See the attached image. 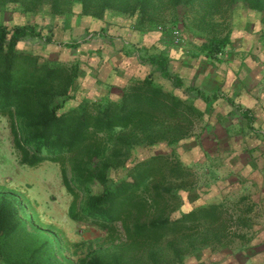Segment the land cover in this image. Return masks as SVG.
<instances>
[{"label": "trees", "instance_id": "1", "mask_svg": "<svg viewBox=\"0 0 264 264\" xmlns=\"http://www.w3.org/2000/svg\"><path fill=\"white\" fill-rule=\"evenodd\" d=\"M213 1L0 0V7L10 5L23 12L47 10L51 21L73 13L77 5L82 16L104 22V31L110 28L107 16H111L132 21L133 34L152 29H160L162 34L165 49L161 46L159 54L146 58L157 72L130 86L118 100L96 101L82 95L75 107L67 108L69 96L78 85L80 64L67 66L57 59L43 58L33 45L25 48L38 40L39 47L56 43L50 33L44 37L39 24L10 27L0 23V117L9 124L12 149L19 155L20 164H56L63 188L73 197L68 214L74 222L113 237L118 235L120 223L125 232L126 240L117 250L91 252L78 264H139L137 258L146 254L154 263L156 256L149 249L164 243L180 264H186V254L213 251L226 244L224 238L230 231L219 205L180 210V191L191 183L193 174L180 159L178 148L202 113L187 99L189 90L183 80L171 72L170 50L174 49L169 48V38L178 23L167 24L169 10L184 7L196 17L198 14L202 20L198 28L208 27L210 15L215 13ZM216 2L217 13L220 6L241 3L264 22V0ZM231 42L227 36L206 39L201 44L206 55L203 59L219 58ZM58 44L74 48L81 43ZM198 96L208 100L203 93L198 92ZM105 135L114 145L107 160L102 145ZM136 145L151 151L159 148L142 159L131 153ZM124 154L127 159L121 162ZM122 165L125 175L109 179V170ZM96 184L102 187L100 193L93 192ZM22 204L14 191L0 185V264H59L56 250L61 245L45 232L28 229L21 215ZM177 211L180 215L175 218L172 215ZM190 234L195 236L187 240Z\"/></svg>", "mask_w": 264, "mask_h": 264}, {"label": "crops", "instance_id": "2", "mask_svg": "<svg viewBox=\"0 0 264 264\" xmlns=\"http://www.w3.org/2000/svg\"><path fill=\"white\" fill-rule=\"evenodd\" d=\"M78 26L75 31L69 25L62 28L69 38L65 43L73 42L74 32L86 33V27ZM103 27L88 42L68 48L71 54L60 50L64 55L54 58L58 46L41 48L50 51L51 59L80 64L76 91L83 96L118 100L130 86L157 72L146 58L163 50L162 34L160 29L133 34ZM184 53L173 56L171 72L183 80L187 99L202 116L178 148L197 185L182 198L189 211L219 205L232 231L228 247L199 251L198 260L193 256L186 264H264V46L240 40L217 59L181 62Z\"/></svg>", "mask_w": 264, "mask_h": 264}, {"label": "rangeland", "instance_id": "3", "mask_svg": "<svg viewBox=\"0 0 264 264\" xmlns=\"http://www.w3.org/2000/svg\"><path fill=\"white\" fill-rule=\"evenodd\" d=\"M213 2L215 3V6L212 8H215V13L210 15V21L212 22L210 26L207 27L206 25L201 29L198 28L197 25L202 23V20L198 14L196 17V13L193 11L185 10L184 7H178L175 10L173 9V11L169 10L167 13L168 19H170L167 21V24L172 25L174 22L178 23V26L174 29L169 38V48L174 49L173 51L170 50L172 56H175L180 51H185L183 59L179 58L181 62H186L187 60L190 61V58L195 59L200 56H206L201 50V44L208 38H221L227 36L232 40L231 45H238L241 40L248 46L252 44L254 46H264V22L261 21L259 15L249 11V9L241 3L235 5L227 4L224 8L220 6V11L217 13L219 5L216 0ZM68 9H71L70 5L68 6ZM200 9L197 8V11L203 13L204 10H202V8ZM176 17L181 21L176 20ZM71 21L72 24L70 25ZM30 22L41 26L44 37H47L46 35H49V33L53 35L52 40L56 43H48V45L55 44L58 46L54 47L57 52L59 51L57 54L53 53L54 58H56L55 56L58 57L64 55L62 52L69 54L73 52L68 50L67 47L64 49V45L61 46L58 44L69 40L68 34L66 35L62 33V28L64 30L69 29V27H66L69 25L72 30L75 31L73 27L76 23L79 24V30H82V27H86V33L78 31L75 34L74 32V38H72L73 42H79L83 45V43L88 42L93 37L96 31L102 30V26L105 25L104 22L96 21L90 16H82L77 5L76 7L74 6L73 13L60 18L56 17V20L53 19V21H51L47 10L43 13L35 14L23 12V10L15 9L10 5L0 7V23L12 27L16 24H26ZM107 22L109 24L107 27L118 32L122 31V29L130 30L133 25L132 21L123 17L114 18L107 16ZM175 25L176 24H173V26ZM118 28L121 29L119 30ZM126 35L129 37L130 32ZM131 36H133V34H131ZM39 43V40L32 43L29 42V44L25 45V48L30 49V45H33L34 47H32L34 51H37L43 58L50 59V51L45 49L42 50L41 47H39L41 46V43ZM60 50H62V52H60ZM72 63L73 62L68 59V63L64 61L61 64L70 66ZM82 95L83 93L80 91L72 92L69 96L66 107H75L82 99ZM102 145H104L106 152L104 159L107 160L111 150L114 148L113 143L108 139V135L104 136ZM158 148L151 151L144 145H136L132 148L131 153H133V157L144 159L150 156V154ZM129 152L123 151L128 157L131 155ZM125 154L122 159H120L121 162L127 159ZM124 169H126V167L123 165L117 169L112 168L108 172V178L116 180L118 175H125L126 170ZM190 181L191 183H189L185 189L180 191V210L183 212H189V208L185 205L182 193L188 192V190L191 192L197 189L195 174L190 177ZM0 185H6L10 190L14 191L20 199H22L23 208L21 209V215L27 223L30 231L37 233H39L38 231L45 232L51 238L56 239L57 243L61 245L60 247L57 246L56 250L57 258L60 261L59 264H78L80 259L85 258L91 252L103 254L111 253L112 251L117 250L118 246L122 245L126 240L125 232L120 223L117 226L118 235L113 237L104 231L81 226L74 222L68 214L73 197L63 188L58 166L51 162H45L36 167L21 165L19 155H17L12 149V136L9 124L7 120L2 117H0ZM92 189L95 193H100L102 191V187L98 184L94 185ZM153 212L154 211L151 213ZM169 214H171V212ZM179 215L180 214L177 211L172 216L177 218ZM228 231L232 232L231 229ZM202 232L203 231H201V233ZM230 232L226 234V237L224 238V244H226L219 247L218 250L226 248ZM194 236L190 234V237L187 240H191ZM183 243H185L184 245H187L188 242L186 241ZM165 245L166 244L164 243L161 247L149 249V252H152L156 256L157 262L153 263L148 254L143 258L139 256L137 261H139V264H180L179 260L177 261L174 258L175 256L172 251L165 248ZM191 254L194 255L195 253ZM191 254L183 256L184 259L188 260L190 256L193 257ZM196 255H194L195 257L192 259H197Z\"/></svg>", "mask_w": 264, "mask_h": 264}]
</instances>
